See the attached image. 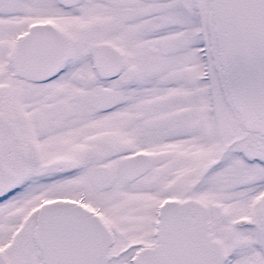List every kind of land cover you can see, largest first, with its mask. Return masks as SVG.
<instances>
[{
	"label": "snow or ice",
	"instance_id": "snow-or-ice-1",
	"mask_svg": "<svg viewBox=\"0 0 264 264\" xmlns=\"http://www.w3.org/2000/svg\"><path fill=\"white\" fill-rule=\"evenodd\" d=\"M0 264H264V0H0Z\"/></svg>",
	"mask_w": 264,
	"mask_h": 264
}]
</instances>
